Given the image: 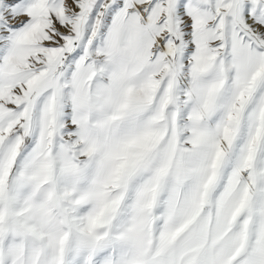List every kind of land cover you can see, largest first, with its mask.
I'll return each instance as SVG.
<instances>
[{
	"label": "snow or ice",
	"instance_id": "snow-or-ice-1",
	"mask_svg": "<svg viewBox=\"0 0 264 264\" xmlns=\"http://www.w3.org/2000/svg\"><path fill=\"white\" fill-rule=\"evenodd\" d=\"M0 264H264V0H0Z\"/></svg>",
	"mask_w": 264,
	"mask_h": 264
}]
</instances>
